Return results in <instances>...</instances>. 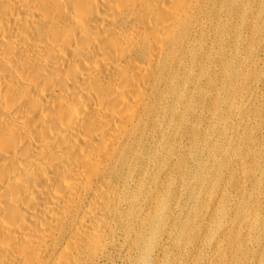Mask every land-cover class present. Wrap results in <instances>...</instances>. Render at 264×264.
Listing matches in <instances>:
<instances>
[{
  "label": "bare ground",
  "instance_id": "bare-ground-1",
  "mask_svg": "<svg viewBox=\"0 0 264 264\" xmlns=\"http://www.w3.org/2000/svg\"><path fill=\"white\" fill-rule=\"evenodd\" d=\"M250 32L264 0H0V264L264 260Z\"/></svg>",
  "mask_w": 264,
  "mask_h": 264
},
{
  "label": "rangeland",
  "instance_id": "rangeland-1",
  "mask_svg": "<svg viewBox=\"0 0 264 264\" xmlns=\"http://www.w3.org/2000/svg\"><path fill=\"white\" fill-rule=\"evenodd\" d=\"M263 9V8H262ZM246 38H250L251 42L248 43L246 46V119L250 118L251 128L253 129L252 132L246 135V141L241 139V144L244 148H246L245 155L242 156L244 159L243 166H241L240 162H237L232 168L239 174L242 168H246V172L250 171V168H255V171H250V173H254V185L259 184L263 186V192L260 195L255 194L254 198L260 199L261 202H264V179L262 176V169H258L257 164L259 162V158L264 160V152L262 151L264 148V45H261V41L264 43V36H256L251 35L250 33H246ZM262 126V127H261ZM261 127L260 129L256 130L257 128ZM256 131L257 134H254ZM261 154V155H260ZM264 164V163H263ZM243 180V179H242ZM249 179L246 175V184L248 183ZM250 188H246V192H249ZM230 189H228V192ZM230 205V203H229ZM232 205V202H231ZM237 215L232 214L230 219L236 218ZM241 217L238 218V220ZM221 222V221H220ZM236 234L239 238L243 237L244 231H236ZM246 234H248L246 228ZM213 237V236H212ZM253 236H246V247L250 249L252 253V259L249 260L250 264H264V260H258V253L261 252L259 246L254 247L252 244ZM214 240V241H213ZM221 240L220 237L215 235L212 238L214 243V248L219 244ZM204 242V241H203ZM199 243L198 249L200 251V258L201 264H205L207 260L211 259V253L213 247H209L206 244ZM157 251V249H156ZM156 251L151 253L150 260L148 264H162L163 263V256L156 255ZM172 255V252H167L165 255V260L168 256ZM174 255V254H173ZM159 260H158V259ZM193 259V256H192ZM158 260V262H156ZM111 264H121L120 261L117 259L113 260ZM125 264H134V263H125ZM164 264V263H163ZM198 264V263H197Z\"/></svg>",
  "mask_w": 264,
  "mask_h": 264
}]
</instances>
